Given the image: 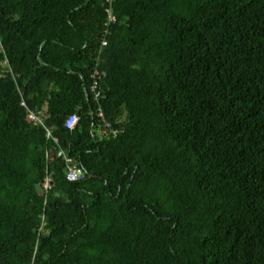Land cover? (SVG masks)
Wrapping results in <instances>:
<instances>
[{"label": "trees", "instance_id": "1", "mask_svg": "<svg viewBox=\"0 0 264 264\" xmlns=\"http://www.w3.org/2000/svg\"><path fill=\"white\" fill-rule=\"evenodd\" d=\"M107 7L0 0V264H264V0Z\"/></svg>", "mask_w": 264, "mask_h": 264}, {"label": "built area", "instance_id": "2", "mask_svg": "<svg viewBox=\"0 0 264 264\" xmlns=\"http://www.w3.org/2000/svg\"><path fill=\"white\" fill-rule=\"evenodd\" d=\"M107 4L109 5V7H107L105 10V13L107 16V21L105 23V27H108L109 25L115 24L117 22L116 16H115L113 9L111 7V0H107ZM106 45H107V42L103 41L102 47H106ZM2 66L4 69H6L7 61H5L2 64ZM91 79H92V82L89 86V91L93 95L94 101L99 103V100L102 98V94L99 90V72L95 71L93 73ZM20 106L27 111L30 122L33 125H37V126L44 128L46 131V138L52 139L56 145H59V140L53 137V130L50 127H48V125L46 124L45 112L44 111L43 112H37L35 110L29 109V107L27 106L22 94H21ZM96 115H97V118L100 119V121H102V123H104V129L102 130L101 135L103 137H105L108 133L107 129L110 130L111 126H110V124H108L106 122L101 107H98ZM78 123H79V117L74 114V115L69 116L66 119L64 126L66 129L72 131L76 128ZM110 133L113 136H115L117 132L111 131ZM58 156L65 163V178L68 182L76 183V182H80L86 178V176H87L86 171L78 163H76L73 158H70L65 150L60 149ZM51 187H52V181H51L50 177L48 176L43 183V189H44V191H48L51 189Z\"/></svg>", "mask_w": 264, "mask_h": 264}, {"label": "water", "instance_id": "3", "mask_svg": "<svg viewBox=\"0 0 264 264\" xmlns=\"http://www.w3.org/2000/svg\"><path fill=\"white\" fill-rule=\"evenodd\" d=\"M37 191L40 193L41 192V187L37 186Z\"/></svg>", "mask_w": 264, "mask_h": 264}]
</instances>
